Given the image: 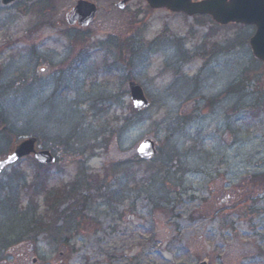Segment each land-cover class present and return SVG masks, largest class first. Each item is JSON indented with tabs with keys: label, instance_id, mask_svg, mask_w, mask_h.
Returning <instances> with one entry per match:
<instances>
[{
	"label": "rangeland",
	"instance_id": "1",
	"mask_svg": "<svg viewBox=\"0 0 264 264\" xmlns=\"http://www.w3.org/2000/svg\"><path fill=\"white\" fill-rule=\"evenodd\" d=\"M76 1L0 0V157L8 125L58 160L27 156L1 173L0 264H264L253 28L88 0L98 13L79 29L65 23ZM244 69L253 79L229 91ZM130 80L150 102L142 112ZM147 138L157 155L143 161Z\"/></svg>",
	"mask_w": 264,
	"mask_h": 264
},
{
	"label": "water",
	"instance_id": "2",
	"mask_svg": "<svg viewBox=\"0 0 264 264\" xmlns=\"http://www.w3.org/2000/svg\"><path fill=\"white\" fill-rule=\"evenodd\" d=\"M15 0H1L6 5ZM132 0H119L115 5L123 9ZM151 9H165L173 13H183L187 16L207 15L215 23L226 25L238 23L252 25L255 30L249 39L252 55L264 64V0H142ZM97 15V6L88 0H77L75 5L65 14V22L69 26L85 28L93 22ZM1 75V70H0ZM130 100L134 109L144 111L149 107L142 88L134 81L128 82ZM138 157L144 161L151 160L156 154L155 143L151 139L142 140L136 148ZM32 156L41 164H50L55 161L49 150L37 146L35 137L19 139L9 150V153L0 158V174L18 159ZM200 264H205L201 262Z\"/></svg>",
	"mask_w": 264,
	"mask_h": 264
},
{
	"label": "trees",
	"instance_id": "3",
	"mask_svg": "<svg viewBox=\"0 0 264 264\" xmlns=\"http://www.w3.org/2000/svg\"><path fill=\"white\" fill-rule=\"evenodd\" d=\"M120 46H121V53L123 54L124 52L126 54H132L134 52V47L132 46V43L129 41V40H123L121 43H120ZM130 59V58H129ZM258 64H260L263 68L264 66L258 62ZM254 70L251 71L249 69H244L243 72H242V75L240 77V79H238V81H236V83H233L234 85L230 86L228 88L229 91H233V89H236V87L238 88V86H242L244 84L245 81L249 80L250 78L253 79L254 76H251L252 74H254ZM226 92V90H225ZM227 93V92H226ZM209 102L212 103V100H209ZM3 114L0 112V126H2V124H5L4 122V118H3ZM7 121V120H6ZM5 127V136H7V131L10 133L11 135V138L8 140L9 141V144L10 146L15 142V140H17L18 138H21V137H26V136H32V135H27V134H23V135H20V134H17L16 132L13 131V128L11 126H8L6 125ZM18 137V138H17ZM40 145V144H39ZM41 146V145H40ZM68 150H69V147H68ZM56 162H58L57 158H56ZM39 168L40 167H44L40 164L37 165ZM36 181V180H34ZM65 193L63 191L59 192V194H54V198L51 196V193H50V197L53 198V201L54 199H60V198H64L65 196ZM28 209V207H27ZM26 209V210H27ZM39 223L33 219V220H29L26 222L25 226H24V229L25 231L28 230V229H34L35 230V227L38 225ZM42 226H45L44 224H41ZM14 224L10 226V229L13 231L14 230ZM9 229V228H8Z\"/></svg>",
	"mask_w": 264,
	"mask_h": 264
},
{
	"label": "flooded vegetation",
	"instance_id": "4",
	"mask_svg": "<svg viewBox=\"0 0 264 264\" xmlns=\"http://www.w3.org/2000/svg\"><path fill=\"white\" fill-rule=\"evenodd\" d=\"M254 30V29H253Z\"/></svg>",
	"mask_w": 264,
	"mask_h": 264
}]
</instances>
